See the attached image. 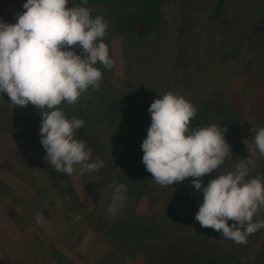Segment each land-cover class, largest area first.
<instances>
[{
	"label": "rangeland",
	"instance_id": "rangeland-1",
	"mask_svg": "<svg viewBox=\"0 0 264 264\" xmlns=\"http://www.w3.org/2000/svg\"><path fill=\"white\" fill-rule=\"evenodd\" d=\"M3 1L0 19L15 23L26 0ZM159 6V18L144 38L135 36L115 14L92 17L101 16L108 22L104 43L114 66L95 65L103 73L99 90L89 89L75 105L62 103L61 110L68 119L98 112L107 132L109 124L119 121L111 112L114 105H151L168 91L194 105L211 99L228 108L233 114L231 125L237 129L233 156L220 173L252 159L256 167L250 169L248 178L264 179V156L249 153L242 142L254 135L252 128H264V102L254 99L263 98L264 90L250 88L253 97L236 110L228 100V96L233 98L232 91L212 79L216 71L204 66L198 71L195 66L206 54H213L215 60H228L241 74L264 83V0H159ZM75 51L81 54L79 48ZM33 107H16L6 93H0V264H264V228L250 235L247 244H236L220 232L201 227L185 213L182 219L169 215L172 209L168 207L176 205L178 197L185 206L190 200L202 204L203 193L191 182L188 187L176 188L178 183L170 187L175 194L161 189L156 193L158 185L151 180L149 185L138 186L135 197L127 198L123 192V199L112 210L113 194L121 184L117 169L115 176L111 170L100 178L98 170L68 175L47 166L41 137L38 140L31 133L40 122L28 112ZM255 118L259 119L254 122ZM86 130L84 136L92 140L95 132ZM213 178L206 177L204 186ZM160 205L168 211L157 209ZM126 216L134 217L132 222L140 231L153 226L144 222L175 219L171 225L180 228V239L159 241L162 231L159 236L143 231L142 239L139 234L134 238L123 234L117 239L125 243H113L101 225ZM254 220H264V209ZM163 230L169 233L168 228Z\"/></svg>",
	"mask_w": 264,
	"mask_h": 264
},
{
	"label": "clouds",
	"instance_id": "clouds-1",
	"mask_svg": "<svg viewBox=\"0 0 264 264\" xmlns=\"http://www.w3.org/2000/svg\"><path fill=\"white\" fill-rule=\"evenodd\" d=\"M67 5L68 0H26L15 23L0 19V93L16 107L32 105L40 111L44 159L55 171L72 175L98 170L103 161L91 162L92 149L74 135L85 122L68 119L60 106L75 105L89 89L99 90L103 73L95 65L111 69L114 61L104 43L108 22L92 18L85 6ZM148 111L151 124L141 145L146 170L164 187L192 178L195 190L203 193L195 216L201 227L247 244L264 228V220H254L264 209V179L248 178L256 161L241 160L220 173L232 154L227 128L190 127L197 109L181 95L168 91ZM252 131L251 139L242 142L249 153L264 156V128ZM214 171L217 176L203 186L202 178ZM126 190L124 184L116 187L112 210Z\"/></svg>",
	"mask_w": 264,
	"mask_h": 264
},
{
	"label": "trees",
	"instance_id": "trees-1",
	"mask_svg": "<svg viewBox=\"0 0 264 264\" xmlns=\"http://www.w3.org/2000/svg\"><path fill=\"white\" fill-rule=\"evenodd\" d=\"M67 6H85L90 10L92 17L94 15L104 13L115 14L119 16L123 24L127 26L130 31L138 38H144L152 32L160 15L159 0H87L86 4L84 3V0H68ZM206 56L207 57L200 59L199 62H196V70L200 71L204 66L207 70L216 71V74L212 76V79L222 82L232 91L233 98L228 96L230 98H228V100L235 103L233 105L234 109L240 110L248 98L253 97L252 93L249 92L250 88H254L256 90H261L262 88L264 90V83H256L253 77L247 74H241V72L236 69L235 65L230 61L223 60V62L219 61L220 59L215 60L213 54H206ZM254 99L259 100V102L262 101L260 102L261 104L264 102V96L263 98ZM194 106L197 109V113L195 118L192 120L190 127H206L215 124L221 128H227L225 139L230 145L231 150H234L237 145L236 143H238L236 141L238 139L234 137L237 129L235 131L234 127L231 125L233 114L228 110V108L225 106H217L216 103L211 101V99H208L205 102L203 101V105L197 104ZM149 107L150 105H139L134 102H129L128 104L121 103L119 107L118 105L112 106V115H117V117H119V121L109 124L111 129L107 132L105 130L106 125L101 122L102 117L98 115V112L93 114H85L87 117L89 116L88 118L84 116L75 117L77 119H82L85 122L82 128L76 130L74 134L75 138L83 140L86 143V147L92 149L94 157H91V162L103 161V167L98 169L100 178L103 176V174H110L109 171L111 170L114 171L115 176V170L117 169V178H119L121 184L126 186L127 190L125 193L127 198L135 197V194L139 189L138 186L141 187V184L151 183V180H153L152 182L156 183L152 177V174L146 170L145 165L142 162L143 151L141 145L143 140L147 137V130L151 124V114L148 111ZM33 108L34 109L31 112H28L30 115L38 117L40 122H38L36 130L32 131L31 133L38 140H40L39 130L41 127L42 116L40 111L35 113L37 108ZM84 112L88 113L89 110L86 108ZM257 119L259 118H255L254 122ZM86 128L95 132H90L93 134L92 140L84 136V131H87ZM100 131L101 134H99ZM41 148L43 152L42 155L45 157L46 151L43 146ZM232 154L231 156H233ZM238 158L239 155L237 156V159ZM46 165L49 166L47 162ZM206 177L215 178L214 175H206L202 178L203 181L206 179ZM191 180L192 178H186L183 182L178 183V187H176L177 183H174L168 187H164L156 183V185H158L156 187V193H159L160 189L163 191L169 190L167 192L175 193L176 191H171L170 187H188L189 185L187 183L191 182ZM128 181L131 182V185L128 184ZM207 181L209 182L210 179ZM191 192L194 193V191ZM176 201V205L168 207L169 209H172L170 210L172 213L169 214L170 216L182 219L184 216L183 214L185 213L191 219H195L196 213L198 212L199 206L201 205L200 200H197V202L194 204L192 203L193 201L190 200V203L192 204L189 203L187 204L188 206L183 205L182 200H180L179 197ZM182 208L184 211H182ZM157 209H162L164 211L167 210V207L164 206L163 208V206L160 205L157 206ZM130 214L134 216L133 212H130ZM131 218L134 217L126 216L124 219H113L112 223L103 222L104 225H101V230H104V232L113 239V243H125V240L121 241L117 239V237L124 236L123 234H127L126 237H129V234H131L133 235V238L135 237V234H139L140 239L144 238V230L140 231L138 224L133 223V219ZM119 222H121V224ZM150 222H152L153 226H149L150 224L147 225V228L145 229L146 231H144L145 234L159 236L162 231L164 235L157 238L159 241H162L164 238H166V241L169 240V242L175 243L180 239L181 233L179 234L178 232L180 228L177 224L175 226L171 225L175 224V219L172 221L171 218V221H169L165 217L164 222L168 225L164 224L163 219H154L149 222H144V224H148ZM188 227L190 229V226ZM163 228H168L169 233L168 230H163ZM173 236H178V238H174ZM126 243L128 244V242Z\"/></svg>",
	"mask_w": 264,
	"mask_h": 264
}]
</instances>
